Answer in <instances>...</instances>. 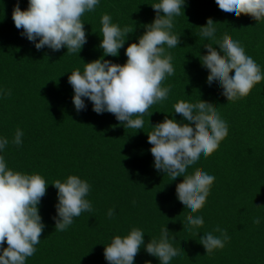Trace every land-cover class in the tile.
Masks as SVG:
<instances>
[{"label":"trees","instance_id":"trees-1","mask_svg":"<svg viewBox=\"0 0 264 264\" xmlns=\"http://www.w3.org/2000/svg\"><path fill=\"white\" fill-rule=\"evenodd\" d=\"M16 2L0 0V137L10 141L0 155L10 168L39 173L49 183L38 206L45 228L36 253L26 264H108L104 246L114 236H125L137 227L144 231L147 243L158 239L164 226L173 246L184 251L170 264H264V80L247 97L228 103L218 82H206L208 70L199 59L206 54L204 45L214 43L200 36L199 26L211 17L216 22V38L227 33L240 41L264 72V23L225 13L215 0H185V16L176 17L173 28L181 43L169 50L174 75L162 82V86L171 85V92L167 100L149 109L152 114L143 117L144 127L136 131L124 128L113 114L95 113L87 99L86 109L77 112L68 76L102 56L98 45L104 13L112 16L113 23L134 28L117 57H104L124 64V49L138 42L144 25L154 20L151 5L159 0H99L96 10L82 17L87 43L78 54H67L66 48L37 50L21 35L23 29L14 25ZM19 3L24 10L28 0ZM213 47L219 50L218 45ZM5 90L11 95L5 96ZM199 99L215 104L229 133L210 157L201 154L187 170L191 174L200 168L215 177L205 206L196 214L203 217L204 225L189 231L183 225L190 210L179 202L175 191L183 177L171 181L154 168L147 133L165 115L182 120L173 108L179 100L194 103ZM17 128L23 131L20 146L11 143ZM68 175L91 185L87 199L93 211L74 218L66 231H55L57 190L51 183ZM109 209L114 210L112 218L107 215ZM255 218L260 219L259 225L253 223ZM217 226L227 230L230 240L223 249L206 255L200 236ZM145 261L159 264L142 247L134 264Z\"/></svg>","mask_w":264,"mask_h":264},{"label":"clouds","instance_id":"clouds-1","mask_svg":"<svg viewBox=\"0 0 264 264\" xmlns=\"http://www.w3.org/2000/svg\"><path fill=\"white\" fill-rule=\"evenodd\" d=\"M215 3L221 11L234 14L236 18L245 15L257 23H264V0H215ZM98 6L99 0H28L27 8L22 10L17 0L12 20L37 50L66 48L67 54H78L87 43L82 17ZM151 7L155 12L154 20L144 25L145 31L138 42L129 43L124 49L127 57L124 64L104 57H117L134 28L121 27L112 22L110 14H102V39L98 45L102 56L84 63L83 71L77 68L68 76L77 112L86 109L87 99L95 113L113 114L124 128L137 131L144 127L143 117L152 114L149 109L168 99L171 85L162 86V82L174 75L173 56L169 50L181 43V36L175 34L173 28L175 18L184 15L186 2L159 0ZM215 24L209 17L205 25L199 26L200 36L214 42L204 45L206 54L199 59L202 67L208 70L206 82L209 85L218 82L228 103H234L247 97L254 86L264 80V72L246 54L240 41L227 33L217 39ZM213 45H218L219 50ZM233 72L234 75H230ZM3 94L9 96L11 92L5 90ZM173 108L182 120L165 115L161 122L150 125L152 130L147 133V142L151 145L157 171L167 174L171 181L183 177L176 184V197L190 210L183 226L194 231L204 225L203 217L196 214L205 206L215 177L200 168H195L191 174L187 170L200 160L201 154L205 159L210 157L228 136L229 128L215 104L208 101L179 100ZM22 137L23 131L17 128L11 143L22 145ZM9 143L7 137H0V151ZM48 185L39 173L28 174L10 168L5 157L0 155V264H26L27 258L36 253V245L45 228L38 206L47 194ZM51 185L57 190L55 231H66L74 218L93 211L92 202L87 199L91 192L87 180L68 175ZM107 215L112 218L114 210L109 209ZM253 223L259 225L260 219L255 218ZM169 232L164 226L158 239L152 238L145 243L144 231L133 227L127 235H116L104 246V259L108 264H134V258L143 247L147 254L159 260V264H170L184 251L173 246ZM229 240L227 230L217 226L200 236L199 243L206 255H211L214 250L223 249ZM5 242L7 247H4ZM144 264H151V261Z\"/></svg>","mask_w":264,"mask_h":264}]
</instances>
